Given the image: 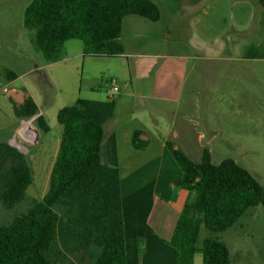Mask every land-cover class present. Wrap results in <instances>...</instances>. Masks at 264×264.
Returning <instances> with one entry per match:
<instances>
[{"label": "trees", "instance_id": "16d2710c", "mask_svg": "<svg viewBox=\"0 0 264 264\" xmlns=\"http://www.w3.org/2000/svg\"><path fill=\"white\" fill-rule=\"evenodd\" d=\"M130 15L161 19L153 0H33L24 27L49 63L62 60L73 39L83 41L86 56L117 58L125 54L122 26ZM11 103L18 119L39 114L27 91L22 103ZM115 113L114 100L82 98L58 112L63 133L49 189L25 213L0 223V264H128L116 137L105 136V124ZM36 121L43 132L51 131L43 114ZM167 147L189 192L169 242L178 252L176 264H195L199 254L203 264H231L229 247L218 235L249 209L264 206V187L232 158L216 165L204 150L197 163L173 142ZM33 182L26 154L0 142V205L8 210L22 205ZM203 228L208 234L200 243Z\"/></svg>", "mask_w": 264, "mask_h": 264}, {"label": "rangeland", "instance_id": "374dc122", "mask_svg": "<svg viewBox=\"0 0 264 264\" xmlns=\"http://www.w3.org/2000/svg\"><path fill=\"white\" fill-rule=\"evenodd\" d=\"M32 1L0 0V142L18 143L34 176L27 191L28 199L22 205L13 210L0 205V223H8L16 215L25 213L33 201H41L47 193L63 133L58 112L79 98L105 101L112 94L119 101L134 93L127 98V105L119 116L133 113L139 119H157L165 130L174 126L178 131L188 126L190 138L195 141L192 160H200L202 156L198 140L203 135V144L213 151L214 164L232 158L264 187V74L259 77L232 66L192 68V61L181 107L164 104L150 98L162 59L145 55H128L122 59L86 56L83 41L73 39L65 44L62 61L49 65L44 55L34 49L32 32L24 27L25 9ZM153 1L160 8L161 20L155 23L142 17L145 25L138 26L141 37L136 39L126 25L121 37L127 49L140 54L186 52L189 22L198 0ZM7 70L17 78L12 80ZM143 73L147 79L141 78ZM192 86L202 91L196 104H189ZM115 87L119 91H114ZM26 91L43 112L51 128L49 133L39 128L36 118L15 116L11 99ZM140 94H146V99L139 98ZM206 94L212 96L207 106ZM29 125L39 131L37 139L22 137L20 131ZM106 130L109 131V126ZM207 234L203 228L200 243ZM218 236L229 246L231 264H264V206L250 209L236 226ZM243 249L250 252L241 253L237 258L236 254ZM196 264H203L201 254L197 255Z\"/></svg>", "mask_w": 264, "mask_h": 264}, {"label": "crops", "instance_id": "0c3cea01", "mask_svg": "<svg viewBox=\"0 0 264 264\" xmlns=\"http://www.w3.org/2000/svg\"><path fill=\"white\" fill-rule=\"evenodd\" d=\"M141 18L136 15L125 17L122 33L128 25L135 39L141 37L137 31L138 26L145 25ZM121 42L125 54L118 58L145 55L162 59L154 93L149 97L180 108L187 74L196 65L203 69L232 66L259 77L264 74V0H198L189 22L187 50L183 53L159 51L140 54L136 50L130 53L122 37ZM61 61L48 63L53 65ZM140 76L147 79L146 73ZM127 85L130 86L131 82ZM201 93L200 88L192 86L189 104H196ZM133 96L134 93H131L118 101L111 94L108 100L115 101L116 113L105 124L106 140L111 135L116 137L127 261L128 264H176L178 252L169 242L189 192L181 185L183 172L170 153L167 142H173L192 160V144L194 146L195 141L193 143L190 138L188 126L178 131L174 130V126L165 130L157 119H139L133 113L132 116H119L127 105V98ZM138 97L146 99L147 95L140 94ZM24 99V93L14 98L16 103H22ZM211 99V95H205L206 106ZM40 114L43 112L40 111ZM106 126H109V131ZM203 139L204 136L200 135L199 153L203 155L204 150H209L212 155L213 151L203 144ZM201 159L202 156L200 160L193 161L198 163ZM246 252L250 251L240 250L237 258Z\"/></svg>", "mask_w": 264, "mask_h": 264}, {"label": "water", "instance_id": "95a60500", "mask_svg": "<svg viewBox=\"0 0 264 264\" xmlns=\"http://www.w3.org/2000/svg\"><path fill=\"white\" fill-rule=\"evenodd\" d=\"M39 115H40V114L36 115L34 118H37ZM23 136H24L25 138H28L29 140L37 139V138L39 137V131L36 130V129L30 128L28 131H26V132L23 134ZM9 144L12 145V146H14V147H16V148L19 149L21 152H23V151L21 150V148H20L18 145L14 144L12 141H10Z\"/></svg>", "mask_w": 264, "mask_h": 264}, {"label": "bare ground", "instance_id": "6f19581e", "mask_svg": "<svg viewBox=\"0 0 264 264\" xmlns=\"http://www.w3.org/2000/svg\"><path fill=\"white\" fill-rule=\"evenodd\" d=\"M30 128H31V127H30V125H29V126H27V127L21 132V135H22L23 138H25V137L23 136V134H24L26 131H28ZM25 139H28V138H25ZM13 143L19 146L18 143H16V142H13Z\"/></svg>", "mask_w": 264, "mask_h": 264}, {"label": "built area", "instance_id": "2783aa9c", "mask_svg": "<svg viewBox=\"0 0 264 264\" xmlns=\"http://www.w3.org/2000/svg\"><path fill=\"white\" fill-rule=\"evenodd\" d=\"M114 91H119V88H118V87H115V88H114Z\"/></svg>", "mask_w": 264, "mask_h": 264}]
</instances>
